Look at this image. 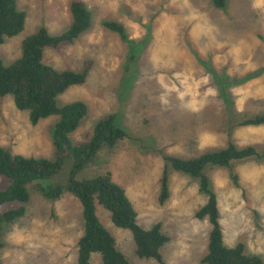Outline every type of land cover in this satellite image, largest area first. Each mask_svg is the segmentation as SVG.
I'll return each mask as SVG.
<instances>
[{"label":"rangeland","instance_id":"obj_1","mask_svg":"<svg viewBox=\"0 0 264 264\" xmlns=\"http://www.w3.org/2000/svg\"><path fill=\"white\" fill-rule=\"evenodd\" d=\"M92 25L73 44L46 49L44 62L58 71L82 72L91 63L87 82L69 89L59 107L75 101L88 106V117L71 135L73 145L88 143L97 121L117 115V125L133 141L90 165L78 179L110 172L150 229L162 224L169 243L161 253L166 264H202L207 253L208 220L196 219L205 205L199 182L168 169L170 198L159 204L164 157L194 159L220 151L229 142L254 147L264 154V125L237 127L236 122L264 115V0H227L217 9L212 0H82ZM26 14L23 32L0 46L5 66L22 54L23 41L45 29L52 36L72 24V0H16ZM124 27L128 40L104 27ZM58 116L32 125L29 112L19 111L13 98H0V148L26 158H56L53 145ZM67 162L53 184L64 183ZM218 198L225 245L244 244L249 255L264 261V158L207 167ZM239 178L241 189L232 182ZM8 182L0 177V191ZM27 213L3 227L0 264H77L78 241L84 233L82 207L66 195L44 199L28 187ZM103 227L130 264H158L136 256L128 230L117 228L111 215L96 205ZM92 264H101L98 255Z\"/></svg>","mask_w":264,"mask_h":264},{"label":"trees","instance_id":"obj_2","mask_svg":"<svg viewBox=\"0 0 264 264\" xmlns=\"http://www.w3.org/2000/svg\"><path fill=\"white\" fill-rule=\"evenodd\" d=\"M212 1L217 9L226 7L227 0ZM70 13L72 24L67 32L52 36L42 29L23 41L21 57L15 63L5 66L0 59V98L12 97L19 111L29 112L30 122L34 126L41 120L59 117L53 136L54 160L26 158L0 148V177L8 182V186L0 191V250L4 247L3 227L25 217L26 205L30 201L28 187L34 185V189L46 200L58 201L70 195L81 204L84 233L78 241L77 264H92L93 255L100 257L101 264H130L118 250L114 237L100 223L97 204L111 215L112 223L117 228L131 233L139 259L166 264L161 251L170 239L163 233L162 224L156 223L150 229L143 228L126 191L114 182L110 172L91 179H78V175L90 165L116 149L120 143L133 141V137L117 125V115L111 114L96 122L88 143L73 145L71 135L87 119L88 106L82 101H75L59 107L58 101L72 87L83 86L87 82L92 64L86 63L82 72H73L58 71L44 62L46 49L73 44L91 28L92 13L82 0H72ZM25 23L26 14L18 10L16 0H0V46L7 38L20 35ZM104 27L119 34L123 41L128 40L122 25L107 22ZM262 125L264 115L234 124L237 127ZM263 158L264 154L254 147L240 149L232 142L225 149L194 159L164 157L167 165L158 200L161 206L170 198L169 168L197 180L200 193L207 199L195 214L200 221L208 220L211 227L202 264H264L261 257L247 254L244 244L234 247L225 245L218 198L206 173L207 167L231 168L236 161ZM69 161L71 169L66 181L51 183ZM231 178L233 185L241 189L238 176L232 175Z\"/></svg>","mask_w":264,"mask_h":264}]
</instances>
